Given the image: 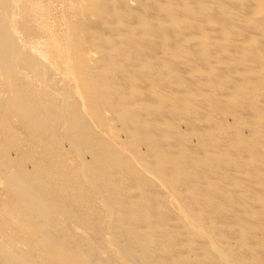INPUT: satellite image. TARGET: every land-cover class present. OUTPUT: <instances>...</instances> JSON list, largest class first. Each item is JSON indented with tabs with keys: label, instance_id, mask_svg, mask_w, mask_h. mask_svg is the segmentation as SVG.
<instances>
[{
	"label": "rangeland",
	"instance_id": "1",
	"mask_svg": "<svg viewBox=\"0 0 264 264\" xmlns=\"http://www.w3.org/2000/svg\"><path fill=\"white\" fill-rule=\"evenodd\" d=\"M115 1L10 0V22L0 4V25L15 31L13 63L0 59V264H62V259L75 264H264V102L256 105V95L264 98V45L259 34L244 33L207 10L215 4L239 13L234 0H190L194 6L188 0L180 5L148 0L163 13L139 4L147 12L141 15L140 6L131 10L125 0ZM251 2L254 11L246 21L261 25L264 0ZM189 6L197 9V17ZM159 15L178 28L174 38L156 34L150 25ZM180 19L194 27L180 30ZM211 37L226 53L237 50L241 56L228 59L219 46L209 47ZM179 55L190 65L184 73L172 60ZM239 62L248 71L241 63V72ZM221 66L229 71L223 73ZM227 72L238 79L231 86ZM141 81L152 85L153 98L148 94L143 100ZM150 125L158 132L149 131ZM145 168L173 180L160 184ZM186 174L197 186L206 184L237 201L239 212L229 211L220 199L212 202L196 186H175L174 178ZM19 181L34 185L46 218L14 206L20 193H13L11 184ZM150 239L158 247L149 250Z\"/></svg>",
	"mask_w": 264,
	"mask_h": 264
},
{
	"label": "bare ground",
	"instance_id": "2",
	"mask_svg": "<svg viewBox=\"0 0 264 264\" xmlns=\"http://www.w3.org/2000/svg\"><path fill=\"white\" fill-rule=\"evenodd\" d=\"M115 1V0H114ZM118 1V0H117ZM121 1V0H120ZM159 0H157L156 2H158ZM164 1V0H163ZM167 1V3H168V1H170L171 3L174 1H177V3L179 2V5H180V3H181V1L182 2H185L184 0H166ZM190 0H188V2H189ZM191 1H200V0H191ZM190 1V2H191ZM233 1V0H232ZM239 1V2H238ZM234 0L233 2H235V5H239L240 6V8L242 9L241 10V12H239V13H237V12H233V11H224V9H223V11L220 9V8H218V7H216V6H214L215 4H213V6H210V8H207V10H208V12L210 13V14H214L215 16H218V17H221L222 19H221V21H223V19L224 20H226L227 21V23L230 25V23H231V25H236V26H238V27H240L241 29H242V31H244V33L245 32H255V33H258L259 34V37H260V41H261V44L262 45H264V22L261 24V25H256V23L254 24V22H251V23H249L248 21H246V18L247 17H245V16H247L246 14H248L249 15V12L250 11H252L253 10V3L251 2V0L250 1H248V0ZM116 2V1H115ZM119 2V1H118ZM122 2H123V0H122ZM127 3V5L128 6H131L132 7V9L131 10H135V9H133L134 7H136V6H140L141 4H142V6H140V7H136L137 9H141V10H143L142 8H144V10L146 9L147 11H148V9H150V11L152 12V11H156V12H158L156 9L157 8H159V6L157 7V5H156V9H155V7H154V5L156 4V2H155V4L152 6L151 5V3L148 1V0H125L124 1V3ZM160 2V1H159ZM169 2V3H170ZM9 3H10V0H0V4H1V7H2V9H4V11L6 12V15H5V17H4V19L6 20V21H9V18H10V16H9ZM19 3V2H18ZM152 3H154V2H152ZM161 4H164V3H162V2H160ZM166 3V2H165ZM166 3V4H167ZM168 3V4H169ZM170 3V4H171ZM192 3V2H191ZM102 5H103V3H101ZM101 4H100V11H102V8L103 9H105L104 7H102L101 6ZM140 4V5H139ZM160 4V5H161ZM167 4V5H168ZM169 4V5H170ZM174 4H176V3H174ZM185 4V3H184ZM194 3H192V5H193ZM197 5L196 6H198V3H196ZM172 5V4H171ZM256 5V4H255ZM262 5H264V4H261L259 7H261ZM106 6H107V4H106ZM178 6V5H177ZM194 6V5H193ZM195 6V7H196ZM102 7V8H101ZM142 7V8H141ZM164 7H166V6H164ZM171 7V6H170ZM174 7H176V6H173V7H171L172 9L174 8ZM190 7V6H189ZM108 8V7H107ZM106 8V9H107ZM130 8V7H129ZM170 8V9H171ZM181 8H183V7H181ZM194 7H190V8H187L188 10H189V12H191L192 13V15H195L196 16V14H197V11H195V10H197V9H193ZM197 8V7H196ZM258 8V7H257ZM261 8H264L263 6L261 7ZM12 9H13V7H12ZM138 10V12L140 13H142V12H144V13H147V12H145V11H141V10ZM161 9H162V7H161ZM160 9V10H161ZM164 9H166V8H164ZM177 7H176V12H177ZM185 8H183V10H184ZM259 9V8H258ZM167 10H169V9H167ZM263 10V9H262ZM1 11V10H0ZM107 11H108V9H107ZM106 11V12H107ZM174 11V10H173ZM172 11V12H173ZM174 11V12H175ZM185 11H186V9H185ZM202 11V12H201ZM199 13H203V10H201ZM254 11V10H253ZM252 11V12H253ZM14 12V11H13ZM94 12V11H93ZM92 12V13H93ZM150 12V13H151ZM153 12V16L156 14V13H154ZM159 12H162V10L161 11H159ZM167 12V11H166ZM169 12V11H168ZM171 12V11H170ZM172 12L171 13H168V14H172ZM175 12V15L177 14V15H179L178 13H176ZM256 12V11H255ZM254 12V13H255ZM262 12L263 11H261V14H262ZM2 13V12H1ZM17 13V12H16ZM138 13V14H139ZM141 13H140V15H141ZM149 13V14H150ZM163 13V12H162ZM5 14V13H4ZM109 14V13H108ZM205 14V13H204ZM251 14V13H250ZM253 14V13H252ZM93 15H94V13H93ZM139 15V16H140ZM157 15V14H156ZM162 15H166L167 16V14H162ZM161 15V16H162ZM176 15V16H177ZM186 15V14H185ZM198 15V14H197ZM200 15V20L202 19L201 18V14H199ZM1 16V15H0ZM145 16H147V15H145ZM160 16V15H159ZM160 16V17H161ZM166 16H163V18L161 17L159 20H157V18H154V20L152 19V21H150V25H152V27L156 30V34L158 33L157 31H160L159 33L160 34H164V33H166L167 34V36L168 35H172L171 37H173L174 35H173V33L174 32H176V30H174V28L176 27V26H174V28L172 27V26H170V25H172V21L170 22V23H168V20H167V18H165ZM187 16H190V15H187ZM195 16H192V17H194L195 19H196V17ZM204 16V15H203ZM3 17V16H2ZM152 17V16H151ZM178 17V16H177ZM199 17V16H198ZM205 17V16H204ZM147 18V17H146ZM153 18V17H152ZM180 18V17H179ZM179 18H178V20H179ZM149 19V18H148ZM151 19V18H150ZM163 19V20H162ZM171 19V18H170ZM182 19H183V17H182ZM189 19V18H188ZM187 19V20H188ZM198 19V18H197ZM209 19V18H208ZM263 19H264V13H263ZM181 20V19H180ZM251 20V19H250ZM176 21V20H175ZM182 21V20H181ZM204 21H205V19H204ZM10 22V21H9ZM24 22V21H23ZM194 22V21H193ZM203 22V19L200 21V23H202ZM224 22V21H223ZM13 23V22H12ZM11 23V25H13ZM216 23V22H215ZM226 23V22H225ZM253 23V24H252ZM148 24V23H147ZM148 24V25H149ZM176 24H178V21H177V23ZM17 25V24H16ZM196 26H197V23L195 24ZM226 25V24H225ZM235 26V27H236ZM94 27V26H93ZM179 27H180V30H181V27H185V28H189V30H190V28H193L194 26H193V23L191 22V21H182V23L179 21ZM208 27H210V25L208 26ZM212 27V26H211ZM11 28H14V26H11ZM110 28V27H109ZM148 29H149V27H148ZM175 29H178V28H175ZM211 29V28H210ZM15 30V29H14ZM117 30V29H116ZM230 30V29H229ZM187 31V30H186ZM231 31V30H230ZM263 31V32H262ZM13 32V33H12ZM14 32L15 31H13V29L11 30L10 28H9V26L7 25V23H3V24H1L0 25V59H3V60H5L6 61V63H8L10 60H11V58L14 56L13 55V53H12V48L14 47L13 45H11V42H12V37H13V34H14ZM120 33H121V30L119 31ZM163 32V33H162ZM240 32V31H239ZM118 33V32H117ZM180 33V32H179ZM178 33V34H179ZM231 33V32H230ZM234 33V32H233ZM232 33V34H233ZM119 34V33H118ZM182 34V33H181ZM187 34V33H186ZM238 34V33H237ZM241 34V33H240ZM249 34V33H248ZM152 35V34H151ZM159 35V34H158ZM158 35H156V36H158ZM177 35V34H176ZM183 35H184V33H183ZM188 35V34H187ZM178 36V35H177ZM184 36H186V35H184ZM95 37H96V35H95ZM99 37V36H98ZM151 37V36H150ZM153 38H154V36H152ZM165 37V36H164ZM156 38H159V36L158 37H156ZM161 38V37H160ZM166 38V37H165ZM168 38H169V36H168ZM174 38V37H173ZM216 38V37H215ZM218 38V37H217ZM243 38V37H242ZM95 39V38H94ZM98 39V38H97ZM96 39V40H97ZM119 39H121V38H119ZM118 39V40H119ZM206 39H207V37H206ZM205 39V40H206ZM232 39V38H231ZM14 40V39H13ZM99 40V39H98ZM111 40V39H110ZM130 40V39H129ZM129 40H127V42H129ZM156 40H158V39H156ZM215 40V39H214ZM212 41V37H211V39H209L208 38V42H209V44H208V42H207V44L209 45V47H210V45H215V41ZM101 41H102V39H101ZM113 41V40H112ZM111 41V44L113 43H115V42H112ZM177 41V40H176ZM259 41V40H258ZM99 42V41H98ZM151 42V41H150ZM156 42H159V40L158 41H156ZM169 42V41H168ZM171 42V41H170ZM170 42H169V44H170ZM180 42V41H179ZM182 42H183V40H182ZM206 42V41H205ZM204 42V43H205ZM220 41H218V43H219ZM13 43V42H12ZM95 43V42H94ZM103 43V42H102ZM102 43H99L100 45L102 44ZM116 43H118V42H116ZM120 43V42H119ZM149 43V42H148ZM159 43H161V42H159ZM230 43V42H229ZM95 44H97V43H95ZM105 44V43H104ZM110 44V43H109ZM150 44V43H149ZM191 44V43H190ZM189 44V45H190ZM193 44V43H192ZM221 44V43H220ZM220 44H216L215 46H219L218 48H221L222 50H223V47H220L221 45ZM223 44H224V42H223ZM92 45H93V43H92ZM122 45H123V43H122ZM152 45H154V43L152 44ZM157 45V44H156ZM164 45V44H163ZM163 45H161V46H163ZM206 45V44H205ZM204 45V46H205ZM228 45V44H227ZM102 46V45H101ZM100 46V47H101ZM107 46V45H106ZM113 46H115V45H113ZM119 46V45H118ZM158 46V45H157ZM171 46V45H170ZM234 46V45H233ZM240 46V45H239ZM260 46V45H259ZM103 47H105L104 45H103ZM131 47V46H130ZM207 47V46H206ZM208 47V48H209ZM236 47V46H235ZM262 47V46H261ZM264 47V46H263ZM262 47V49H264ZM133 48V47H132ZM156 48H158V47H156ZM160 48H162V50H164V49H166L165 47H164V49H163V47H160ZM160 48H159V51H160ZM237 48H238V46H237ZM168 49H170V48H168ZM210 49V48H209ZM211 49H212V47H211ZM225 49V48H224ZM228 49H231V48H229V46H228ZM232 49H234V48H232ZM231 49V50H232ZM18 50V49H17ZM20 50H24V49H20ZM103 50V49H102ZM158 50V49H157ZM161 50V51H162ZM217 50V49H216ZM221 50V51H222ZM225 50H227V49H225ZM19 51V50H18ZM211 51V50H210ZM218 51H219V49H218ZM229 50H227V53H226V51H224L223 50V52H225V55L228 57V59L229 58H233L234 56H235V54H237V50H236V52H235V50H233L231 53H229L228 52ZM252 51H253V49H252ZM164 52V51H163ZM163 52H160V53H162L163 55L165 54V53H163ZM213 53H214V48H213V51H212ZM217 52V51H216ZM239 52H240V50H239ZM222 52H220V55H223V54H221ZM256 53V52H255ZM17 55L18 54H16V57H17ZM114 55V54H113ZM117 55H120L119 53L117 54ZM168 55H170V54H168ZM194 55V54H193ZM207 55L208 54H206V57H207ZM214 56V58H215V53L213 54ZM219 55V56H220ZM237 55H239V53L237 54ZM30 56V55H29ZM167 56V54H165V56L164 57H166ZM171 56H174V55H170V57ZM185 56V55H184ZM210 56V55H209ZM208 56V57H209ZM239 56H241V55H239ZM31 57V56H30ZM120 57H121V55H120ZM120 57H118V58H120ZM169 57V56H168ZM168 57H166L167 59H168V61L170 62V58H168ZM177 57V56H176ZM181 57H183V56H181V55H179V58L177 57V59H175L174 60V58H175V56H174V58L172 59L173 60V63L175 64V67H176V69H181V71L183 70V73H184V71L187 69L188 70V68H189V64L187 63V60L185 59L186 57H184V59H180ZM211 57V56H210ZM225 57V56H224ZM23 58V57H22ZM33 58H34V56H33ZM35 58H37V57H35ZM216 58H217V56H216ZM219 58V57H218ZM221 58V57H220ZM246 58V56L245 57H243L242 56V58H238L237 60L239 61V59L241 60V59H245ZM250 58V57H249ZM13 59V58H12ZM19 59V58H18ZM38 59V61H39V58H37ZM116 59V58H115ZM123 59V58H122ZM121 58H120V60H122ZM213 59V58H212ZM223 59V58H222ZM222 59H220V60H222ZM227 59V58H226ZM118 60V59H117ZM223 60H225V59H223ZM236 59H235V61H237ZM12 61V60H11ZM14 61V60H13ZM13 61H12V63H13ZM37 61V60H36ZM134 61V60H133ZM228 61V60H227ZM229 61H231V60H229ZM234 61V63L236 64L237 62H235ZM242 61V60H241ZM251 61V60H250ZM114 62L115 63H117V64H119L120 63V65H121V62L122 61H120V62H116L115 60H114ZM189 62V61H188ZM222 62V61H221ZM244 62H247L246 60H244ZM244 62H241L242 63V66H243V69L244 70H247L248 71V68L244 65ZM248 62H249V60H248ZM171 63V62H170ZM240 63V62H239ZM241 63H240V66H241ZM4 64H5V62H4ZM27 64L29 65V66H34L35 68L37 67V64H36V62L34 61V60H28L27 61ZM39 64V63H38ZM124 64V63H123ZM238 64V63H237ZM16 65H17V62H16ZM125 65V64H124ZM221 65V64H220ZM239 65V64H238ZM238 65H237V67H238ZM18 66V65H17ZM127 66V65H126ZM171 66V65H170ZM219 66V65H218ZM233 66V65H232ZM242 66H241V72H242ZM248 66V65H247ZM116 68H117V70H119V68L117 67V66H115ZM172 68H175V67H173V66H171ZM195 67V66H194ZM192 68L193 70L195 69V68ZM220 67V66H219ZM222 67V66H221ZM244 67H246V69L244 68ZM252 67H253V65H252ZM223 68V70H224V72L223 73H225L226 71H229V69L227 70V68L226 69H224L225 67L223 66L222 67ZM232 68V67H231ZM239 68V67H238ZM258 68V67H257ZM122 69V68H121ZM129 68L127 67V70H128ZM175 69V70H176ZM233 69L235 70V68L233 67ZM233 69H231V70H233ZM116 70V71H117ZM172 70V69H171ZM174 70V69H173ZM177 70V71H178ZM223 70H221V71H223ZM226 70V71H225ZM238 71L240 70V69H237ZM243 70V71H244ZM250 70V69H249ZM251 70H252V68H251ZM39 71V70H38ZM116 71H115V73H116ZM119 71H121V70H119ZM119 71H117V73H119ZM180 71V70H179ZM181 71H180V73H181ZM218 72H220L219 70H217ZM15 72V71H14ZM124 72V71H123ZM186 72V71H185ZM235 74L237 75V71L235 70ZM240 72V71H239ZM94 73H95V71H94ZM182 73V75H184ZM201 73V72H200ZM220 73H222V72H220ZM222 73V74H223ZM228 73V72H227ZM93 74V73H92ZM96 74V73H95ZM114 74V73H113ZM121 74H123L122 73V71H121V73H120V75ZM174 74H176V73H174ZM186 74V73H185ZM198 74V73H197ZM221 74V75H222ZM228 74H230V78L227 80V81H230V86H231V81H237L238 79H234L235 77H233L234 76V74L232 73H228ZM13 75V74H12ZM11 75V76H12ZM15 75H16V72H15ZM124 75H125V73H124ZM225 75H227V74H225ZM231 75H233V76H231ZM118 76H119V74H118ZM179 76V75H178ZM187 76H191V75H184L183 77H187ZM8 77V76H7ZM93 77H95V76H93ZM189 77H187V78H189ZM191 77H193V76H191ZM227 77V76H226ZM229 77V76H228ZM238 77V76H237ZM236 77V78H237ZM12 78L13 77H11V80H12ZM154 79H156V78H154ZM190 80H192L191 78H189ZM142 80V79H141ZM145 80V79H144ZM184 81H185V78L183 79ZM187 80V79H186ZM189 80V81H190ZM138 81V80H137ZM153 81L154 80H152V83H153ZM155 81H157V80H155ZM189 81H186V82H189ZM193 82H194V80H192ZM136 82V81H135ZM151 82V81H150ZM192 82V83H193ZM234 82V83H235ZM138 83V82H137ZM137 83H135V84H137ZM140 83V84H139ZM138 84H137V87H138V89H139V91H140V93L142 94L141 96H143V100H145L144 99V97H147V96H149L150 94V91L152 90V92L154 93V91H153V89H152V85H150L149 83H147L146 81H141V82H139ZM157 83V82H156ZM227 83H229V82H227ZM122 84V83H121ZM200 84V83H199ZM250 86H251V84H249ZM124 86V85H123ZM135 87H136V85H134ZM211 87H213V86H211ZM248 87V86H247ZM246 87V90L248 91L249 89ZM119 88V87H118ZM117 88V89H118ZM122 88V87H121ZM244 88V87H243ZM116 89V88H115ZM115 89H113V90H115ZM206 89H209V88H207L206 87ZM215 89V88H214ZM156 90V89H155ZM219 90V89H218ZM217 90V93L219 92ZM118 91V90H117ZM116 91V92H117ZM122 91V90H121ZM212 91V89L210 90V92ZM213 91H215V90H213ZM252 91V90H251ZM119 92V91H118ZM158 92V91H157ZM250 92V91H249ZM248 92V94H247V97H249V98H252V94H251V92L249 93ZM119 93H121V92H119ZM152 93V94H153ZM156 93V92H155ZM155 93H154V95H155ZM213 93V92H212ZM215 94H216V92H214ZM245 93H247L246 91H245ZM113 94H115V93H113ZM149 94V95H148ZM164 95L166 94V93H163ZM163 94H160L161 95V97L162 98H164L165 96L163 95ZM218 95V94H217ZM217 95H214V96H217ZM255 95V94H254ZM262 95V94H261ZM151 96V95H150ZM164 96V97H163ZM152 98H153V96H151ZM150 97V98H151ZM210 97V96H209ZM218 98L220 97L219 95L217 96ZM217 97H216V100H217ZM256 97H258V100L256 101V105H261V104H263V102H264V98H262V97H260V96H257L256 95ZM256 97H255V99L254 100H256ZM259 97H260V99L262 98V100H260L259 99ZM150 98H148V99H150ZM214 98V97H213ZM213 98H212V100H213ZM253 98H254V96H253ZM147 99V98H146ZM209 99H211V98H209ZM215 99V98H214ZM208 100V99H207ZM209 101V100H208ZM218 101H219V99H218ZM203 102H204V99H203ZM221 102V101H220ZM255 102V101H254ZM172 103H174V102H172ZM201 103V102H200ZM175 104V103H174ZM205 104H206V101H205ZM170 105H171V103H170ZM209 105V104H208ZM217 105V104H216ZM215 105V106H216ZM173 106V105H172ZM261 106H264V105H261ZM174 108H176L175 106H174ZM260 109H262V108H260ZM163 111H165V110H163ZM167 111V110H166ZM147 113H149V111L147 112ZM146 113V114H147ZM150 113H155V111H154V109L152 108V109H150ZM168 113V112H167ZM161 114V113H160ZM163 114H165V113H163ZM148 115V114H147ZM150 115V114H149ZM168 115H170V114H168ZM156 116V115H155ZM158 116V115H157ZM159 117V116H158ZM168 117V116H167ZM170 117H171V115H170ZM194 118V117H193ZM191 119V118H190ZM177 121V120H176ZM71 125H72V128H73V130H75L77 127H76V123H75V121L73 120V119H71ZM155 126L154 125H150L149 126V131H151V132H156L155 131ZM158 132V131H157ZM263 132H264V130H263ZM250 135V134H249ZM262 135V138L264 139V135H263V133L261 134ZM158 137L157 138H159V139H161L162 137L161 136H159V135H157ZM217 136H219V135H217ZM247 136V135H246ZM169 137V136H168ZM252 137V136H251ZM259 137H260V135H259ZM221 138V137H220ZM165 139H166V137H165ZM250 139V138H249ZM249 139H248V141H249ZM261 139V138H260ZM161 141H162V139H161ZM166 141H167V139H166ZM174 141V140H173ZM186 141V140H185ZM255 141H257V139L255 138ZM261 141H263L262 139H261ZM171 140H169L168 139V142H167V145H170L171 144ZM253 142H254V140H253ZM166 142L164 141V144H165ZM174 143H175V141H174ZM256 143V142H255ZM188 144H189V146H191L192 144H194V143H190V141L188 142ZM175 145H176V143H175ZM256 145H257V143H256ZM264 145V144H263ZM263 145H262V147H263ZM171 147H172V145H170ZM259 146H260V148L259 149H261V145H260V142H259ZM264 150V149H263ZM138 152V151H137ZM263 152V151H262ZM136 153V152H135ZM259 153H260V151H259ZM218 157V156H217ZM221 157V156H220ZM219 157V158H220ZM186 159V158H185ZM184 159V160H185ZM190 159V158H189ZM215 159H216V157H215ZM183 160V159H182ZM182 160H181V162H182ZM193 160H194V158H193ZM214 160V159H213ZM217 160H219V159H217ZM118 162H119V160H117ZM186 161H188V159H186ZM186 161H184V163L186 162ZM216 161V160H215ZM179 162V161H178ZM178 162L176 163V165L175 166H177L178 167V170L181 168H179V166H181V165H177L178 164ZM180 162V163H181ZM190 165V164H189ZM263 166H264V164H262ZM186 166V165H185ZM185 166H183V167H185ZM152 167V166H151ZM174 167V166H173ZM222 167V166H221ZM150 168V167H149ZM149 168H147V170L149 169ZM172 168L170 167V170H171ZM144 170H146V168L144 169ZM146 170V171H147ZM149 170H151V169H149ZM173 170V169H172ZM181 170H182V168H181ZM180 170V171H181ZM153 170H151V172H149V171H147L148 173L147 174H149L150 175V177H153L154 179L153 180H155V181H157L158 183L160 182V184H162V183H166L167 181H169V180H173V179H169V178H167L165 175H166V173H165V175L164 176H162L161 174H160V177H159V175H157V174H155V173H153L152 172ZM176 171V170H175ZM154 172H156V171H154ZM151 173V174H150ZM157 173V172H156ZM183 174H185V173H183ZM187 175V174H186ZM183 177H184V175H182ZM182 176H179L180 178L182 177ZM188 176V175H187ZM184 177V178H181V179H179L178 177V180L176 181V179L177 178H174V180H175V186L177 185V186H184V185H193V186H196L197 187V189L198 190H200L201 191V193L202 192H206L207 194H209V196L212 198V202H213V200H214V202L215 201H217V200H219L220 199V201H218L219 203L220 202H222V204H225V206L227 205V207L229 208H231L229 211H234L235 213H237V211L239 212V209L237 210V205L235 206L234 204H235V202H237V201H231V200H227V199H225V196L223 197V196H221L218 192L216 193L215 191H213V190H211V189H207L206 188V184L205 185H202L201 183H200V185H202V186H197L196 184H199L198 183V181L197 180H193V179H191V178H189L190 177V175L188 176V177ZM174 177H176V176H174ZM172 178V177H171ZM189 178V179H188ZM215 178H213V180H214ZM152 181V180H151ZM203 181V180H202ZM20 182V181H19ZM206 183V182H205ZM220 183V182H219ZM224 183V182H223ZM220 184L221 185V189H225V187H223V186H225L224 184ZM164 186H167L166 184H164ZM182 186V187H183ZM205 186V187H204ZM161 187H162V185H161ZM182 187H180V188H182ZM188 187V186H187ZM192 187V186H191ZM198 187H200V188H198ZM227 187V186H226ZM178 188V187H177ZM11 189H12V191H13V193H15L16 191H18L19 193H20V196H18V197H16V199H15V202H14V206L15 207H17V208H20L21 206L23 207V211H29V212H36L38 215H39V217L40 218H46V216H47V211H46V208L44 207V205L40 202L41 200L38 198V196H37V191H36V189H35V187H34V185L32 184V183H21L20 182V185H18V184H15V183H13V184H11ZM183 189H184V187H183ZM197 189H195V191L197 190ZM213 189V188H212ZM217 189V188H216ZM184 191V190H183ZM194 191V190H193ZM194 191V192H195ZM181 192V191H180ZM197 193H200V192H197ZM200 193V194H201ZM16 194V193H15ZM17 195V194H16ZM207 196V195H206ZM199 198H201V195H198V199ZM209 198V197H208ZM194 199L195 200H198L197 199V195H196V198L194 197ZM202 199V198H201ZM187 200V199H186ZM189 200V199H188ZM187 200V201H188ZM200 200V199H199ZM203 200V199H202ZM206 200V199H205ZM211 201V200H210ZM210 201H209V203H210ZM191 202V200L189 201V203ZM199 202H202L201 200L199 201ZM225 202V203H224ZM231 202H233V203H231ZM193 203V202H192ZM205 204V203H204ZM188 206H190V208H191V205H188ZM205 207H206V204H205ZM192 210L194 211V209L192 208ZM192 212V211H191ZM240 212H241V210H240ZM193 214H195V212L194 213H192V215ZM232 214H233V212H232ZM199 215V214H198ZM237 214H235L234 216H236ZM147 220L146 221H149V222H151L150 221V219H151V217L149 218V216L147 215ZM188 218L190 219V217L188 216ZM194 218H196V216H194ZM199 218H201L200 217V215H199ZM258 219L260 218V217H257ZM256 218V219H257ZM264 218V217H263ZM149 219V220H148ZM251 219H253V218H251ZM260 220H262V219H260ZM258 221V220H257ZM264 223V222H263ZM201 225V224H200ZM202 226V225H201ZM207 226V225H206ZM208 228V227H207ZM196 230V232H199V233H204V231L202 232V229L200 228H196L195 229ZM236 232V231H235ZM256 232V231H255ZM234 233V232H233ZM202 235V234H201ZM204 235H206L205 233H204ZM182 236H184L183 234H181V236H179V237H182ZM178 238V237H177ZM209 238V237H208ZM181 239V238H180ZM184 239V238H183ZM177 240V239H176ZM155 245H157V247H158V243L156 244V242H155V240L154 239H150L149 241H148V243H147V248H149V250L151 249V247H154ZM156 248V247H155ZM198 250V249H197ZM218 250H220L221 251V249H218ZM152 251V250H151ZM221 253V252H220ZM225 253H223V255H224ZM218 255V254H217ZM222 255V256H223ZM225 258H226V255L224 256ZM218 258V257H217ZM228 258V257H227ZM226 258V259H227ZM225 259V260H226ZM239 260H241V259H239ZM242 260H247V259H242ZM241 260V261H242ZM241 261H238L239 263H241ZM227 262H228V260H227ZM62 264H75V262L73 261V260H69V259H62ZM87 264H90L89 262L87 263ZM150 264V263H149ZM244 264V263H243ZM246 264H247V262H246ZM250 264V263H249Z\"/></svg>",
	"mask_w": 264,
	"mask_h": 264
}]
</instances>
